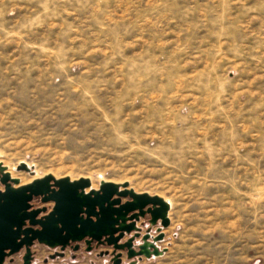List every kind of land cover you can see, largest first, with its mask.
I'll return each mask as SVG.
<instances>
[{"label": "rangeland", "instance_id": "374dc122", "mask_svg": "<svg viewBox=\"0 0 264 264\" xmlns=\"http://www.w3.org/2000/svg\"><path fill=\"white\" fill-rule=\"evenodd\" d=\"M0 162L167 199L136 264H264V0H0Z\"/></svg>", "mask_w": 264, "mask_h": 264}, {"label": "water", "instance_id": "95a60500", "mask_svg": "<svg viewBox=\"0 0 264 264\" xmlns=\"http://www.w3.org/2000/svg\"><path fill=\"white\" fill-rule=\"evenodd\" d=\"M16 169L31 171L24 162ZM0 183L4 186L0 190V264L22 248V264H30L34 242L73 251L82 241L86 251L91 250L92 242L105 244L112 248L110 264H121L123 256L129 264H136L164 252L157 243L163 240V229L169 225L170 206L159 195L136 192L127 182L101 180L98 188H90L88 178L70 180L52 174L20 184L2 162ZM34 197L43 203L53 202L51 210L37 217L46 208H31ZM125 235L129 237L121 242ZM107 254L104 251L99 255Z\"/></svg>", "mask_w": 264, "mask_h": 264}, {"label": "flooded vegetation", "instance_id": "af4514ba", "mask_svg": "<svg viewBox=\"0 0 264 264\" xmlns=\"http://www.w3.org/2000/svg\"><path fill=\"white\" fill-rule=\"evenodd\" d=\"M9 171V170H8ZM10 172V171H9ZM12 176V174H11ZM13 177V176H12ZM20 180V179H19ZM29 182V181H28ZM24 183H27V182H24ZM24 183H21V184H24ZM3 185L0 183V190L3 189ZM90 188H93V187H90ZM31 205L32 207L31 208H39V207H45L46 210L39 213L37 215V217H40V216H43L45 214H47L52 206H53V202L49 201V202H41L40 201V198L39 197H34L32 200H31ZM45 204H51V206H46ZM129 237V235H125L122 239H121V242L125 241L127 238ZM82 244H85L83 241L79 243V248L78 250L76 251H73V252H77V251H80L82 249ZM38 245H42V244H39L37 242H34L32 244V246L30 247V251H31V255H30V264H52L51 262L49 261H54L56 258H62L65 256V251L67 250V248L69 247H66L64 248L63 250H61L60 248H54V249H51V248H48L44 245V247H46L49 251L47 252V256H43L42 258V263H34V260H35V257L39 251V249L37 248ZM85 247H86V244H85ZM91 250L90 251H87V252H91L92 250H96V249H99V248H104V251H108V256H109V259L111 257L110 253L112 251V248L105 245V244H97L96 242H92L91 243ZM51 251V252H50ZM86 251V250H85ZM103 251V252H104ZM25 253V249L22 248L20 249L19 252H16L8 257L5 258L4 260V263L3 264H15L16 262V259L18 258L20 264H22V256L23 254ZM101 253V252H100ZM57 254H62V255H57ZM107 255H102V256H107ZM61 264H66L65 262H62Z\"/></svg>", "mask_w": 264, "mask_h": 264}, {"label": "crops", "instance_id": "0c3cea01", "mask_svg": "<svg viewBox=\"0 0 264 264\" xmlns=\"http://www.w3.org/2000/svg\"><path fill=\"white\" fill-rule=\"evenodd\" d=\"M168 217H169V214H168ZM138 224V223H137ZM159 248H161V249H163L164 250V252L161 254V255H159V256H157V257H151V258H149V259H146L145 258V260H147V261H153L154 259H168V254L169 253H171L172 252V249H171V247H167L166 245H161V243H159ZM123 260V259H122ZM143 261H144V259H143ZM170 261V260H169ZM167 262H165V264H166ZM168 264V263H167ZM170 264V263H169Z\"/></svg>", "mask_w": 264, "mask_h": 264}, {"label": "bare ground", "instance_id": "6f19581e", "mask_svg": "<svg viewBox=\"0 0 264 264\" xmlns=\"http://www.w3.org/2000/svg\"><path fill=\"white\" fill-rule=\"evenodd\" d=\"M10 175H11V173H10ZM45 175V174H44ZM55 178H60V177H57V176H54ZM34 178H37V177H34ZM39 178V177H38ZM69 179L70 180H75V179H73L72 177H69ZM106 181V180H105ZM30 182V181H29ZM109 182H112V181H109ZM28 183V182H27ZM114 183H116V182H114ZM25 184V183H24ZM116 184H122V183H116ZM166 202H168V204H169V201L167 200V199H165V198H163ZM170 206V205H169Z\"/></svg>", "mask_w": 264, "mask_h": 264}]
</instances>
